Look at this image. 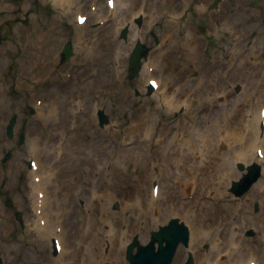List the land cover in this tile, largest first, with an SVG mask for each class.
Masks as SVG:
<instances>
[{"label": "bare ground", "instance_id": "1", "mask_svg": "<svg viewBox=\"0 0 264 264\" xmlns=\"http://www.w3.org/2000/svg\"><path fill=\"white\" fill-rule=\"evenodd\" d=\"M52 1L60 14L33 24L34 30L19 28L11 39L18 47H4L0 53L1 70L12 56L18 58L14 72L20 75L17 83L20 89L23 87L22 92L28 94L35 90L26 85L27 81L21 76L41 79L36 86L53 83L51 98L43 102L36 116L44 132L35 130L28 149L18 151L10 163L0 166V183L6 180L8 188L14 190L19 173L26 169L24 159L29 155L40 161L36 172H28L30 181L23 197L29 201H23L20 194L17 197L19 204L25 207L28 222L25 234L19 235L14 243H4L14 232L15 224L0 196V248L11 254L8 264H31L39 258L40 249L46 251L57 234L59 222H65L61 235L66 248L55 258H47L50 264H126L122 255L131 236L129 230L139 232L144 241L151 226L173 215L180 216L192 226L191 249L196 254L197 264H250L256 255L255 246L261 249L264 244V176L247 198L232 197L228 186L233 179L240 177L241 172L234 166L236 161L264 165V159L255 154L260 141V108L257 112L253 109L251 127L237 134L236 149H229V130L233 121L228 117V104L223 101L216 104L215 101L218 94L229 95L226 89L229 80H243L245 71H253L246 69V59L242 58L245 52L243 40L248 31L242 23L248 9L237 0L235 11L227 14L225 10L222 16L234 25L232 32L237 39L231 51L234 67L230 63L225 71H214L220 56L215 55L212 59V54L202 45V38L189 23L182 33L176 29L165 31L166 40L153 50L145 63L140 84L146 90L148 78L158 67L168 75L167 80L159 77L160 87L151 98H144L138 106L130 107V89L123 79V67L128 51L136 42L134 40L143 38L145 27L142 29L131 22L129 43L120 40L118 34L137 14V11L132 14L136 1L123 8L121 0H116L114 9H110L112 23L103 27L95 39L77 28V55L69 65L80 63L83 68L74 79H62L63 69L58 73L54 70L56 53L65 33L59 17L69 15L75 7L87 3L86 0ZM171 1L158 0V4L162 6ZM10 2L12 0H0V19L2 8H10ZM99 12L100 8L91 13L92 17ZM119 15L120 20L117 19ZM149 16L147 13L145 22ZM210 27H216L214 21ZM149 63L154 65L152 72L147 70ZM222 64L225 66V62ZM253 64L252 68L260 67L257 61ZM194 69L200 76L190 78V71ZM260 71L255 70V76L249 77L254 89L259 87ZM58 78L60 80H56ZM188 92L198 94L199 100L193 96L184 100L183 95ZM84 94L89 97L82 99ZM243 94L235 99L227 97L226 102L239 101L245 96ZM5 95V90L0 87V117L8 106L17 102ZM152 99L156 104L150 105ZM107 100L113 104L111 112L113 122L119 126L117 129L111 126L97 128L96 111L106 105ZM196 109L205 111L199 117L204 126L191 129L187 120L196 116ZM177 110L181 111L179 118L170 121L166 112L170 114ZM239 112L243 114L242 109ZM120 136L131 137L132 144L120 147L117 144ZM154 166L164 171L167 186L171 188L167 195L160 189L157 201L153 195L149 198L148 193ZM185 171L188 174H184ZM35 173L41 176L38 182L33 179ZM48 173L55 174L53 179H49ZM84 186L85 190L82 189ZM40 189H45L46 194L39 214ZM190 189L194 190L193 198L184 201L183 197ZM80 196L87 198L86 220L76 219L75 204ZM118 199L122 201L120 212L111 207ZM254 200L262 203V211L257 215L248 211ZM40 215L45 217V225L40 223ZM248 225L257 228L255 239L242 234ZM106 239L108 255L103 253ZM204 242L211 244L209 249H203ZM223 252L226 255L219 258ZM184 256L183 250L177 264ZM258 264H261L259 260Z\"/></svg>", "mask_w": 264, "mask_h": 264}, {"label": "rangeland", "instance_id": "2", "mask_svg": "<svg viewBox=\"0 0 264 264\" xmlns=\"http://www.w3.org/2000/svg\"><path fill=\"white\" fill-rule=\"evenodd\" d=\"M96 1L98 2V6H100V7L103 6V9L99 12L98 15L94 16L93 18L90 17V21L88 22V25L86 27L82 28L85 31V33L92 36L93 38H95L99 32V31H96V29H102L105 26L104 25V26L99 27L97 25L96 19H98L99 17H105V18L109 19L107 15L110 14V12L108 10V6L106 4V0H96ZM121 1L123 3V8L128 3L136 1L135 5L133 7L132 14H134L138 10V8L141 4H146L147 12L150 14V16L148 17V22L145 25L141 26V28L145 26L146 33L144 36L145 39L143 41H144V43H146L150 47V53H152L154 48L159 47L162 44V42L165 40L166 37L163 36V32H165V31L170 32V31L176 29L182 33L185 26L187 25V23H189V25L192 26V30L194 32L198 33L199 36L202 38V41H201L202 45L207 51H209L212 54V59L215 55L220 56L219 64L217 65V67H215L214 71L217 72L218 70H224V71H225V69L227 70V68L231 62L230 58L232 57V55L230 53L231 46L234 44V42H236V40L233 38V34H232L233 33L232 30L235 27H234V25L230 24V22L226 16L222 17L223 15L216 13L215 7H214L215 3H217L218 5L224 6L225 0H189V1H184V2L182 0H173V1L169 2L168 4L163 3L162 6H159L158 0H121ZM198 1H203V2L207 3V5H208L207 9L200 10L197 6ZM262 1L263 0H239L240 4L244 5L245 9H248V13L245 15L244 22L242 23V26L244 27V29H248V31L245 32V39L243 40V44L245 45V52H244L243 58H245L247 61V63L245 64L246 69H251L253 71H245V79H243V80H241L240 78H237V79L229 80L226 83V89L229 92V95H228L229 99H235L238 96L239 92H237V90H236L237 84L242 85V87L246 89L245 90L246 91L245 96L241 97V100H239V101L230 100L227 103L228 108H229V111H228L229 116L228 117H231V119L233 121L231 129L229 130V132H231V135L229 137L230 139L228 140L230 142L229 149H236L237 137H238L237 134L241 131L244 132L245 129L248 130V128L251 126V124H250L251 118H252L251 115H252V113H254L253 109L255 108V110H256L255 112H257V110L259 109V106L264 103V101H262V102L259 101V98H258V97H260V99H261L260 95L262 92H264V3ZM235 2L239 3L237 0H227V2L225 4L227 14L235 11V9H234V7L236 5ZM10 3H11L10 8H3L2 9V17L0 19V22H1L0 23V35L3 36V41L0 43V52L3 48V46L6 43L11 41L14 34L16 33L17 27L24 26L27 28V27L31 26L35 20L41 21V19L43 18L42 16L48 18V17H51L53 14H56V15L59 14V12L57 11V8L55 7V5L53 4V2L51 0H12V2H10ZM89 5H90V2L88 1L87 6L85 8L82 7L81 9L88 12V13H91L89 10ZM74 11L70 15H64V16L60 17L61 21H62V26L65 30V33L62 36V44H61L59 50L57 51L58 52L57 53L58 60L55 62L54 67L58 70L63 68L62 73H64V71L66 69L76 71V75H77V73L80 72L83 68V67H81L80 63H77L76 65H69V63L77 55L76 39H75V33L77 30V26H76V21H75L74 15H73ZM161 12H163L162 15H160ZM167 12H173V13L179 14L181 16L180 22L179 23L170 22L167 18ZM89 15H91V14H89ZM135 18L136 17L133 15L129 19V21L132 20V22H133ZM26 21H27V23H26ZM212 21H214L216 24L215 28L210 27V23ZM109 23L110 22H108V24ZM125 26L127 28H130V25H125ZM32 28L34 29V27H32ZM122 31L118 35L119 38L124 42H129L130 37H131L130 31L128 32V36L126 38H124L122 36ZM257 36H258V38H257ZM225 40H227V41H226L225 48H224V47H222V43ZM68 41H72V43L74 45V49H75V54L70 60H68L64 63V62H62L61 51H62L65 43ZM254 43L258 44L261 47L260 53H259L260 54L259 58H262V63H261V66L257 69L251 67L253 65V62L256 60V58H255L256 55H251V53H253L252 45ZM7 46H8V48H13L11 43L7 44ZM134 47H132L131 51L128 53V58H127L126 64L123 67V79H124V82L126 83V85L130 89V98L132 101L131 105H129L130 107L138 106L144 98H151V94L149 93L148 89L143 90L141 85H140V79L142 76V72L144 70L146 58L142 60V66H141L140 71H139V76L135 79H129V77H128V74H129L128 73L129 58H130V54L133 51ZM150 53H149V55H150ZM149 55H148V57H149ZM15 61L17 62V60L15 58H13L7 62V72L3 73L4 75H7V77L5 78L3 76L1 79V83H0L1 88H3L6 92L5 96L6 97L10 96L12 99H16V101H17L16 104L12 105L11 109L8 111V113L3 118V122H2L1 127H0V131H2L1 132L2 134L0 135V148L2 149V152L0 153V165L1 166L12 161L15 158L16 153L19 150H23V151L26 150V146H27L28 140H29V133H28V129H27V124H29L30 117H31V114L29 113V111H30V107H32V108L34 107L33 100L36 98V97H33L32 102H28V100L25 99L24 93L20 92V97L17 96V94H18L17 89H16L17 84H16V82H13L14 80L12 79V75H11L12 74V68H13V65L15 64ZM222 62H225V66H223ZM231 67H234V61H233V66L231 64ZM255 70H257V71L261 70L260 71V80L258 81L259 88H256V89H254L253 87L250 86V79H249V77L251 75L255 76ZM157 71H159V68H157ZM231 72H232V68H231ZM190 76H191V78L199 77L200 73L197 69H195V70H192L190 72ZM161 77H163V75ZM62 79H64V77H62ZM198 80H199V78H198ZM41 87H44V86L38 85V87H36L34 89L35 91L33 94H39V95L47 96V93ZM51 89H52V86L49 88L48 91L50 92L49 95L52 96ZM187 94H192V93L188 92ZM218 96L219 95H217L215 98L216 104L220 103V102H218ZM84 97L87 98V97H89V95L84 94ZM184 97H186V95ZM193 97L195 99L199 100L198 94H194ZM262 97L264 98V93H262ZM21 100H23V101H21ZM107 101L109 102V106L113 105L110 103L111 100H107ZM150 105H154V101H151ZM109 106L106 105V107H104V111L109 116V120H110L109 122L111 123L112 116H111V112L109 110ZM8 108H6V109H8ZM240 109H242L243 114L239 112ZM252 110H253V112H252ZM196 112L200 115L205 114V111L201 110V109H197ZM14 114H18L20 116L19 129H21V131H25L27 133V140L24 144H21L19 142L18 136L16 137V139L12 140V139H8V137L5 134L6 129H7V124L9 122L11 116ZM179 114H180V111L171 113L170 114L171 120L174 121L178 117ZM191 120L195 121L197 126L200 125L201 128L203 127V123L201 122V124H200V121H198L195 117ZM38 121L39 120H37L34 123V129L43 133L44 130L40 129ZM229 132H225V134H228ZM232 133H235V134H232ZM123 137H125L126 139H131V137H129V136H123ZM215 141H218V138H216ZM117 144H118V140H117ZM7 153H11L12 157L9 160L5 161L4 158H5ZM27 159H28V157L25 158L23 162L28 167L27 161L29 159L28 160ZM241 162L245 165L244 169H242V170H240L241 168H240V164H239ZM248 165L249 164L245 163L244 160L235 162V165H234L235 168L242 173V174L240 173V175H241L240 177H242V175L246 172V167ZM262 167H263V171H262L261 177L264 174V166L262 165ZM152 170L154 172V176H153L152 181L153 180L159 181L161 187L164 190V194L165 195L169 194L171 188H169L167 186V181H165L166 179L163 176H158V174H163L164 172L161 170V168L159 166H154L152 168ZM243 170H244V172H243ZM185 174H188V172L187 173L185 172ZM238 179H233V180H238ZM17 181H18V183L15 186L14 190H11L8 188V182L6 180H4L2 183H0V195L3 198V207L7 210V212H9L10 219L15 224L14 232L4 241V243L16 242L19 239V235L25 234L24 233L25 228L27 227L26 223L28 221V216L26 214L25 207L21 206L18 202V199H17L18 194H20L21 197L23 198V201H29V198H27L25 196L23 197V194L26 193V188L28 186V182L30 181V179L27 175V171L22 170L18 175ZM152 181H150V185H152ZM232 181H231V184L228 186L229 193H231L230 189L232 187ZM170 187H171V183H170ZM251 189H250V191H251ZM250 191H248L245 195H243V198H247L248 193ZM148 193H149V198H150L151 197V190L150 189H148ZM183 198H184L183 199L184 201L191 199L188 195H184ZM231 198H230V200H231ZM9 200H11L13 202L12 207H9L7 204ZM256 202H259V200H254L251 204V207L248 208V210H250L252 213H257V212H255ZM85 203H86V201H84V204L81 205L82 206L80 209L81 217L84 216V213L85 214L87 213V211L85 209ZM117 204L119 206H117ZM260 204H262V203H260ZM111 206L113 209L118 210L120 212L121 208H122V201L120 199H118ZM18 212L22 213V219H23L22 221H19V219H18ZM176 216H178V215H176ZM170 218H168L166 221H158L155 226H151L148 230L147 238L144 241L142 240L141 234L139 232H137V231L132 232V229L129 230V234L131 236L129 237V240L127 241V243L124 246L123 255H122L123 260L125 261L126 264H128V262L126 260V247H127L128 243L132 241L133 237L136 235H139V238L143 243L149 241L151 231L153 229L154 230L157 229L159 225L166 223ZM106 228H108V227L106 226ZM123 228L125 229L126 226H123ZM251 228L254 229L255 234L253 236H249V237H253V239H254L257 236L258 231L255 228V226H253V225L246 226L244 228L242 234L246 237L247 231ZM49 243L50 244L48 245L46 251H43V249H40L39 258H36L32 264H50V262L46 261V259L47 258H49V259L55 258L54 254H53L52 243L51 242H49ZM189 246H191V245H189ZM210 246H211V244L209 242H204L202 244V247L204 249H209ZM182 249H184V251H185V257H184V260L182 261L181 264L185 263L187 256H188V252H189V250H192V249H191V247L188 248V247H184V246H179L178 251L176 253V256H175L172 264H175V262L177 261L178 256L181 253ZM192 251L194 253V256H196L194 250H192ZM103 253L105 255H108V253H109V245H108L107 239L104 241ZM263 253H264V248H263ZM0 255L3 257L4 264H7L11 254H8L7 250L5 248H3V249H0ZM95 264H100V263H95Z\"/></svg>", "mask_w": 264, "mask_h": 264}, {"label": "water", "instance_id": "3", "mask_svg": "<svg viewBox=\"0 0 264 264\" xmlns=\"http://www.w3.org/2000/svg\"><path fill=\"white\" fill-rule=\"evenodd\" d=\"M140 55L141 53L136 55L134 60L139 58ZM136 68L132 67V71H135ZM256 174V172L251 171L248 175V180H253ZM156 240L160 243L158 252L155 250ZM180 240H187L184 226H179L176 221H173L172 225L163 228L160 232L154 233L153 240L147 246H140L139 252L136 255H132L131 250L134 245H131L129 257L132 264H167ZM135 243H137V240Z\"/></svg>", "mask_w": 264, "mask_h": 264}]
</instances>
